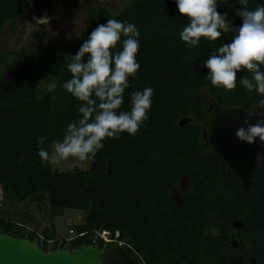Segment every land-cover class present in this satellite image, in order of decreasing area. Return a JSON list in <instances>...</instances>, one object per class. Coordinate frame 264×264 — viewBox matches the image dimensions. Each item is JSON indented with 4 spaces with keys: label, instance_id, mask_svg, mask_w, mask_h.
I'll return each mask as SVG.
<instances>
[{
    "label": "trees",
    "instance_id": "obj_1",
    "mask_svg": "<svg viewBox=\"0 0 264 264\" xmlns=\"http://www.w3.org/2000/svg\"><path fill=\"white\" fill-rule=\"evenodd\" d=\"M60 1L0 0V34L22 16L26 3L38 13L52 14ZM218 3V11L236 26L242 24L234 12L242 7L239 0ZM258 5L264 0H249L250 8ZM86 17V28L63 47L47 46L37 55H0V233L26 236L48 251L54 238L9 218L2 202L43 199L53 215L73 210L84 217L69 229L74 238L53 243L52 250L91 244L97 233L109 231L119 233L118 242L126 243V253L139 264H220L239 246L249 247L256 264H264V160L251 190L244 191L236 179L223 176L221 163L202 137L207 98L247 110L260 109L264 99L239 80L234 90L226 91L206 79L203 61L221 43H231L232 34L215 42L201 38L198 47L189 48L179 36L188 19L175 0H130L119 13L93 5ZM107 19L127 21L140 32L139 78H130L132 87L125 91L121 110L130 109L133 91L152 87L149 119L134 136L107 139L87 171L42 166L37 138L47 137L49 147L79 117L80 102L63 87L71 77L65 55L75 54ZM181 179L187 181V191L177 202L172 190ZM22 216L33 219L30 213ZM111 246L99 243L103 250Z\"/></svg>",
    "mask_w": 264,
    "mask_h": 264
},
{
    "label": "clouds",
    "instance_id": "obj_2",
    "mask_svg": "<svg viewBox=\"0 0 264 264\" xmlns=\"http://www.w3.org/2000/svg\"><path fill=\"white\" fill-rule=\"evenodd\" d=\"M175 3L179 13L188 19L179 36L189 48L198 47L201 38L215 42L225 34H232L231 43H221L203 61L202 67L208 70L206 79L226 91L234 90L239 80L248 92L264 96V5L250 8L249 0H239L242 7L234 12L242 18V24L236 26L227 13L218 11V0H175ZM49 23L50 18L45 15L36 18V25H30ZM75 23L79 24V18ZM139 37L134 24L107 19L92 30L75 54L65 55L71 77L63 87L80 102L77 104L79 117L70 121L63 129L62 138L52 140L49 147H45L47 137L37 138L42 166L69 159L88 160L104 147L107 139H119L122 133L134 136L149 119L155 91L152 87L133 91L130 109L121 110L125 91L132 87L130 78H139ZM241 72L250 76L241 77L238 75ZM259 106L264 107V99L259 101ZM244 124L247 127L235 132L241 142L255 144L259 139L264 143V120L253 124L245 119ZM116 234L110 233V236L115 238ZM118 239L119 236L117 242L110 244L99 243L125 250L126 245L119 246ZM99 243L91 244L99 247Z\"/></svg>",
    "mask_w": 264,
    "mask_h": 264
},
{
    "label": "rangeland",
    "instance_id": "obj_3",
    "mask_svg": "<svg viewBox=\"0 0 264 264\" xmlns=\"http://www.w3.org/2000/svg\"><path fill=\"white\" fill-rule=\"evenodd\" d=\"M130 0H61L58 4V10L55 13H38L30 3L24 5L23 14L20 18L10 22L0 34V55L11 51H27L30 54H40L47 46L63 47L75 41L81 32L88 25L86 17L87 11L93 5L106 6L112 12L119 13ZM45 15L50 18L48 25H36V18H42ZM79 18V24L75 20ZM45 33V37H39L38 32ZM207 95V93H206ZM208 96V95H207ZM208 100H210L208 98ZM93 156L88 160L79 161L69 159L57 162L54 165L59 171L80 170L87 171L90 169ZM187 191V181L181 179L177 188L172 190V196L177 202ZM1 198V196H0ZM2 200V199H1ZM4 204L5 215L14 221L27 226L36 233L42 235L47 231L54 239L48 241V251H52L53 243L70 237L69 229L74 225L84 221V217L78 211L65 210L61 214H52L49 209L48 200H29L21 204ZM30 213L32 220L23 218L22 215ZM238 225V224H237ZM50 237V238H52ZM43 237H41V240ZM36 245L40 246L38 242ZM38 246V247H39ZM124 247V246H122ZM133 256V255H132ZM220 264H256L253 252L249 247H238L233 252L227 254Z\"/></svg>",
    "mask_w": 264,
    "mask_h": 264
},
{
    "label": "water",
    "instance_id": "obj_4",
    "mask_svg": "<svg viewBox=\"0 0 264 264\" xmlns=\"http://www.w3.org/2000/svg\"><path fill=\"white\" fill-rule=\"evenodd\" d=\"M207 120L203 140L209 145L210 153L222 165L225 177L238 181L244 191L252 188L260 160H264V143L257 139L255 144L241 142L235 135L240 127L264 120V107L247 110L241 106H221L214 99L208 100ZM252 112L253 115H250ZM0 264H139L123 248L101 249L87 244L75 249L45 251L26 236L0 233Z\"/></svg>",
    "mask_w": 264,
    "mask_h": 264
},
{
    "label": "built area",
    "instance_id": "obj_5",
    "mask_svg": "<svg viewBox=\"0 0 264 264\" xmlns=\"http://www.w3.org/2000/svg\"><path fill=\"white\" fill-rule=\"evenodd\" d=\"M71 234H74V232L71 230L70 231ZM118 234H116L115 238H112L110 236V233L109 232H106V231H103L101 233H97V236H95L93 239H92V242L94 244L96 243H99L101 241H103L104 244H110L112 242H117V238H118ZM74 238V237H73ZM73 238L71 239H68V240H72ZM119 246H124L126 245L125 242H118Z\"/></svg>",
    "mask_w": 264,
    "mask_h": 264
}]
</instances>
